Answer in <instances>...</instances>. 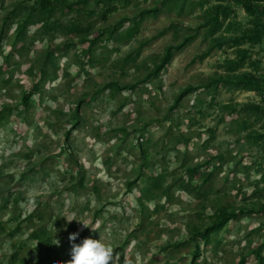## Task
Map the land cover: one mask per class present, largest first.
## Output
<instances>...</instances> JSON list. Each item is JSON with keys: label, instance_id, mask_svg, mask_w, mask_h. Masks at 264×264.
<instances>
[{"label": "rangeland", "instance_id": "374dc122", "mask_svg": "<svg viewBox=\"0 0 264 264\" xmlns=\"http://www.w3.org/2000/svg\"><path fill=\"white\" fill-rule=\"evenodd\" d=\"M161 1L119 5L105 20L100 9L83 35L34 25L40 0H0V264H64L72 233L76 244L101 237L119 264H190L193 244L164 248L189 240L221 206L264 203V140L247 139L264 133V112L242 110L234 121L227 107L264 108V91L232 83L245 74L264 81V16L249 15L245 0H188L183 13L139 20ZM219 5L230 16L210 36L204 25ZM259 24L262 42H242ZM194 35L159 76L134 90L107 87L144 79L169 46ZM211 79L221 82L206 88ZM189 85L200 88L173 109ZM262 242L264 215H244L198 264H241L244 256L259 264L253 251Z\"/></svg>", "mask_w": 264, "mask_h": 264}, {"label": "trees", "instance_id": "16d2710c", "mask_svg": "<svg viewBox=\"0 0 264 264\" xmlns=\"http://www.w3.org/2000/svg\"><path fill=\"white\" fill-rule=\"evenodd\" d=\"M140 0H77L73 2H69L67 0H40V4L38 5L36 16H32L33 23H44L45 27L48 28L50 31H57L61 30L66 33H79V34H87L91 33L92 28H94V24L87 22V18L90 16H96L100 9L102 12L100 14V18L105 20L107 19L111 13L118 10L119 5H132L133 3H137ZM188 0H162L159 5L156 7H152L149 9L143 10L139 15V20H144L147 16H158L162 12L166 11H173L178 10L180 13H183L186 10ZM209 0H201L199 3L201 5H205ZM244 7L249 15L254 16L257 14H261L264 16V0H245ZM93 4L94 6L92 7ZM230 10L228 7L223 5H219L216 8L211 9L209 12L208 19L204 26H209V34L210 36L215 35L218 31H220L226 21L230 16ZM73 15L77 16V19L74 22H66L64 21L65 18L71 17ZM263 25V24H262ZM264 27V25H263ZM135 32L134 28H131L129 31L123 32V36L120 38H127L132 37ZM110 36L114 35L115 31L108 32ZM197 35L191 36L181 45H172L167 48V52L163 57L160 64H157L155 68L144 78L132 84H121L119 81H113L107 85L111 91H123L126 89L134 90L141 86L142 83L147 82L149 79L159 76L163 70L170 65L172 60L174 59L176 53L185 46L189 42H191ZM263 40V30L261 29V25H257L256 30L254 32L249 33V35L244 36L242 38V42H249L250 44H259ZM4 38H0V46ZM217 46V43L213 45L212 48ZM246 51H242L244 54ZM260 78H263V75H253V74H245L241 77L239 81H232L233 84L239 85L240 82H243L244 88L248 91H257L262 93L264 91L263 83L264 81ZM221 79H211L210 82L205 85L206 88H211L213 83L221 82ZM39 85H37L38 88ZM200 87H196L193 85L187 86L180 95H178L175 99V104L172 107L177 108L179 107L184 98L191 93L197 91ZM35 90H31L24 94L23 98V106L27 107L30 103V100L33 96H35ZM229 109L232 110L230 115H237V117L233 118L234 121L238 120L240 112L242 110L248 112H258L263 113L264 108L260 102H253L244 105L243 109H236V107L232 104L227 106ZM234 110V111H233ZM227 115L223 116V119H226ZM67 135H70V131L67 132ZM248 141H255V140H264V133H252L250 132L247 135ZM150 162L148 158L142 164V170L149 166ZM141 170V174H142ZM197 168L192 169L190 172L195 173ZM139 177L135 181H130L129 187L137 183L136 181L140 178ZM264 181V174L261 178ZM260 214L264 215V203L257 208H250V209H238V210H229L224 206H221L215 210V212L211 215V223L202 227L195 226L193 230V237L189 238L185 242H176L168 245L164 248V250H171L173 248H180L181 246H186V244H193L194 250L192 252V261L190 264H198V259L203 254V249H207L212 244L214 238L218 237V235L228 227H231L235 221L244 216V215H251V214ZM264 242H262L254 251L253 253L256 255L258 263L264 264ZM249 256H244L241 258L240 263L246 264Z\"/></svg>", "mask_w": 264, "mask_h": 264}, {"label": "clouds", "instance_id": "9594fccd", "mask_svg": "<svg viewBox=\"0 0 264 264\" xmlns=\"http://www.w3.org/2000/svg\"><path fill=\"white\" fill-rule=\"evenodd\" d=\"M66 220L72 222L75 219L66 218ZM78 222L84 227H91L85 226L83 222ZM91 229L92 231H97L93 227ZM78 235L79 233H72L68 237L69 241L72 242L70 250L71 259L64 262V264H119L120 256L118 253L114 255V248L105 243L101 237L99 239L87 237L81 243L76 244L75 241ZM125 264H127V261H125Z\"/></svg>", "mask_w": 264, "mask_h": 264}]
</instances>
